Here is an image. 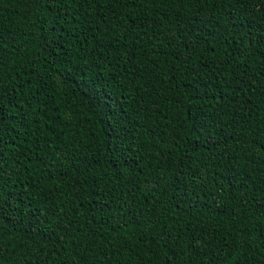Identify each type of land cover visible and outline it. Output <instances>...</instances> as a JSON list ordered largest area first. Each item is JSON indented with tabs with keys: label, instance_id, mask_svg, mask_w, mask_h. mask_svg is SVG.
I'll return each mask as SVG.
<instances>
[{
	"label": "snow or ice",
	"instance_id": "snow-or-ice-1",
	"mask_svg": "<svg viewBox=\"0 0 264 264\" xmlns=\"http://www.w3.org/2000/svg\"><path fill=\"white\" fill-rule=\"evenodd\" d=\"M16 3L25 9V31L37 39L17 43L18 36L0 20V240L7 226L16 230L23 222L35 244L23 264H204L198 258L208 257L207 250L212 264H264V178L257 188L248 171H264V103L255 100L264 96V60L258 59V51L264 56V49L256 47L264 45V37L254 40V16L234 15L224 7L235 3L247 13L256 6L264 16V0ZM224 16L229 20L222 25ZM246 20L249 30L238 38L232 29L243 27ZM38 48L43 52L34 51ZM117 77L136 85L134 92L150 86L152 93L170 101L168 107L182 106L172 113L183 117L180 130L190 117L189 131L197 133L200 141L190 151L203 149L209 163L215 156L214 167L222 166V179L229 187L241 179L243 188L219 198L231 207L219 227L213 225L208 231L206 225L193 228L191 221H182L184 206H195L199 198L178 200L174 207L179 211L168 218L171 224L161 210L142 203L161 190L164 174L147 172L149 166L137 158L139 140L127 127L134 132L135 116L116 118L126 127L105 151L110 153L108 161L117 166L113 173L117 179L139 170L136 179L144 183L142 195H138L139 183L117 195L112 178L104 179L108 170L95 166L98 157H85L87 163L82 160L80 165L69 159L75 157L71 149L82 145L52 130L50 113L57 109L50 104V83L79 79L88 98L104 107L109 100L117 104L109 83ZM146 94L150 93L141 97ZM140 111L156 118L154 107L141 104ZM159 116L162 122L169 121L167 113ZM149 130L161 137L162 148L170 146L157 156H172L173 149L189 151L176 130L162 129L159 123L145 129ZM190 171L191 161L181 157L174 179L189 183ZM17 183L19 191L9 187ZM57 192L63 193L61 203L67 197L70 206L49 203ZM32 197L39 198L34 202Z\"/></svg>",
	"mask_w": 264,
	"mask_h": 264
},
{
	"label": "trees",
	"instance_id": "trees-1",
	"mask_svg": "<svg viewBox=\"0 0 264 264\" xmlns=\"http://www.w3.org/2000/svg\"><path fill=\"white\" fill-rule=\"evenodd\" d=\"M219 8L220 6L217 5ZM225 10H230L234 15L250 14L255 17V24L252 27L254 33V40L259 41L261 37H264V16H261V10L256 6H250L247 13L238 4L225 5ZM207 11H215L214 9H206ZM25 9L22 4L16 3V0H0V20L3 21V26L6 30L12 31L18 36L17 43H21L23 40L28 39L35 41L37 37L30 36L25 31L23 25L25 24ZM229 20L228 16H224L221 24L223 25ZM164 22H161L160 26H163ZM248 21H245L243 27H237L232 29L233 33L239 38L245 36L248 29ZM258 50L264 49V45L256 44ZM37 53H42L43 49H34ZM210 55V53H209ZM258 59L264 60V56L259 55ZM259 65H254L255 70ZM88 75H91L90 73ZM107 78V77H106ZM109 83L113 84L111 95L113 100H117V104L120 106L117 108V104H113L111 100L108 101L104 107L98 106L93 100H90L86 95V89L83 87V83L79 79H68L63 83H50V91L53 93V98L50 100V104L56 111L50 113V124H54L52 129L57 136L69 137L70 141H74L82 145L77 150L72 148L71 151L75 152V157H69L70 160H75L76 165H80L83 160L87 163V159H91L93 156L98 157L99 161L95 165L100 168L101 171L108 170V175L104 177L105 180L112 178V183L117 185V195L121 189L125 191L131 189L133 185L139 183L138 195H142L145 192L143 181H139L136 177L139 175V170L129 175L128 172H124L123 176L117 179L116 164L110 163L108 157L109 152L105 149L108 147L109 141H115L117 135L123 134L126 127L125 122H117L118 117H123L125 114L129 117L135 116V123L137 127L132 132L131 126H127L129 132L135 135L139 140V152L137 158L140 160L141 165H148L147 172H152L154 175L163 173L164 179L161 180L162 188L159 191L153 192L148 195L146 200H143V204H152L157 209L161 210L169 224L172 223L169 217L174 216L179 209L174 207L178 200L182 199H197L200 203L195 206L185 205V211L180 213L183 222L191 221V226L204 227L207 226V230L211 231L213 225L217 227L221 223L227 220L226 213L231 211V207H225L228 204L227 200H220V196H229L235 193L238 188H243L241 179L238 178L231 187L225 184L222 179L223 172L221 168H215L216 157H213L211 163L208 162V154L203 149L198 151H190L192 147H195L200 141H197V133L189 131L192 123L189 117L186 122L183 123V131L180 130V125L183 117L179 115H173L172 113L179 109L180 105H175L172 108L168 107L170 101L166 98H161V95H157L151 92L150 86H141L138 91H132L136 85H130L123 80L122 77H117L116 81L109 80ZM139 83V81L137 82ZM193 88L196 85H192ZM180 91V89H177ZM190 91V90H189ZM148 92L141 97V93ZM185 95H188L186 92ZM166 97V93H164ZM175 93H173V97ZM257 104L264 103V96H257L255 98ZM191 101L186 100V104ZM144 104L148 107H154L157 110L156 118L149 113L140 111V105ZM110 105V107H109ZM107 110L108 115H105ZM164 112L169 115L168 122H162L159 113ZM138 115H135L137 114ZM110 117H113L110 119ZM142 117V118H141ZM227 120V118H225ZM161 124L162 129H174L179 132L182 137V141H187L186 147L189 151L185 152L184 149H173V155L167 158L163 156H157L158 151H167L170 146H164L163 140L159 136H152L150 130L145 131L149 125ZM47 130V129H46ZM237 130H239L237 128ZM231 131V129L226 130ZM172 132L169 131V136ZM231 143V142H230ZM136 145H133L135 149ZM181 157L185 158V162L191 161V171L189 174V183L180 184L174 179V172L179 167ZM165 160L171 161L170 164H166ZM69 161H63L65 166ZM163 165V166H162ZM205 165L208 172L205 173ZM103 166V167H101ZM171 168V171L167 170ZM121 170H123L121 168ZM185 171H188L185 169ZM253 180L255 181V187H260L259 180L264 178V171L257 170L251 172L248 170ZM146 172V174H147ZM194 173V174H193ZM23 179V177H21ZM151 184L148 188H151ZM13 190L19 191L21 185L11 184ZM193 190L195 194L193 195ZM239 193H237L238 195ZM45 193H40V196H45ZM62 192L52 193L49 199V203L55 202V205L60 208L70 206V202L67 197H64V203H61ZM216 197V203H212L213 197ZM39 197H32L35 202ZM157 200L159 203H157ZM211 204V207L207 205ZM88 205L85 204V207ZM239 213L240 209H236ZM23 222L17 223L16 230H12L11 225L4 229L2 240H0V247L3 248V259L0 260V264H23L25 257L30 256L32 248L35 246L34 242L29 239L30 233H26L22 227ZM226 226V225H225ZM11 233V234H9ZM207 239L211 241L212 237L208 236ZM23 245V247H20ZM14 251V255H13ZM208 257H200L198 259L204 261V264H212L211 250ZM148 257H145L147 259ZM117 259H123V257H117Z\"/></svg>",
	"mask_w": 264,
	"mask_h": 264
}]
</instances>
